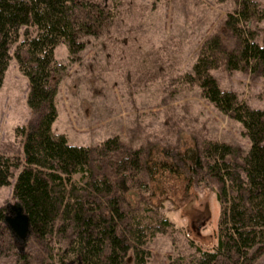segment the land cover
<instances>
[{"label":"trees","instance_id":"obj_1","mask_svg":"<svg viewBox=\"0 0 264 264\" xmlns=\"http://www.w3.org/2000/svg\"><path fill=\"white\" fill-rule=\"evenodd\" d=\"M74 10L72 0H0V88L20 28L35 29L34 34L26 33L14 53L19 71L28 79L26 104L33 119L15 128L23 159L0 154V186L9 185L13 170L19 169L12 196L28 216L31 238L42 243L55 235L66 239L63 249L49 253L51 264H148L146 245L172 224L143 196L154 181L158 184L153 190L166 193L164 178L159 181L156 175L180 171L174 164L145 162L141 149L124 148L118 136L89 147L72 145L64 134L52 131L64 71L54 50L63 43L74 54L83 46L80 31L90 33L89 25L74 21ZM263 17L255 0H237L236 10L224 20L236 45L227 49L218 35L211 36L191 73L185 74L203 98L241 124L250 143L240 152L227 143L206 141L202 151L188 148L178 155L179 163L191 160L187 167L192 172L205 163L220 183L216 245L198 250L189 264H249L264 253V109L251 108L234 92L222 90L210 72L224 67L264 78V29L261 43L247 29L251 20ZM5 216L6 208L0 206V232L7 228ZM19 254L26 258L24 252Z\"/></svg>","mask_w":264,"mask_h":264},{"label":"rangeland","instance_id":"obj_2","mask_svg":"<svg viewBox=\"0 0 264 264\" xmlns=\"http://www.w3.org/2000/svg\"><path fill=\"white\" fill-rule=\"evenodd\" d=\"M255 1L264 12V0ZM72 4L74 21L89 25L90 33L80 31L83 46L74 54L63 43L54 50L64 71L52 131L64 134L72 145L89 147L118 136L124 148L141 149L145 162L176 165L180 174L156 175L159 181L164 178L166 193L153 190L158 184L154 181L156 185L150 183V192L143 196L172 224L146 245L148 264H189L198 250L216 245L220 183L205 163L192 172L187 167L191 160L179 163L178 155L188 148L202 151L206 141L227 143L240 152L250 146L241 124L216 109L198 86L185 79L205 40L218 35L227 49L236 45L224 20L236 10L237 0H72ZM247 29L261 43L264 17L251 20ZM34 30L20 28L0 88V154L20 159L22 143L15 128L31 122L33 114L26 104L28 79L19 71L14 53L26 33ZM210 72L222 90L234 92L251 108L264 109L263 77L224 67ZM18 171L13 170L9 185L0 186V206L10 217L18 204L12 196ZM65 243L60 235L45 243L30 235L22 245L8 228L1 229L0 264H51L49 253L54 255ZM249 264H264V253Z\"/></svg>","mask_w":264,"mask_h":264},{"label":"water","instance_id":"obj_3","mask_svg":"<svg viewBox=\"0 0 264 264\" xmlns=\"http://www.w3.org/2000/svg\"><path fill=\"white\" fill-rule=\"evenodd\" d=\"M11 212L13 216L10 217L6 214L4 224L14 238L24 245L31 234L28 216L24 213L23 208L19 204L15 205ZM76 264H81V262L78 261Z\"/></svg>","mask_w":264,"mask_h":264}]
</instances>
